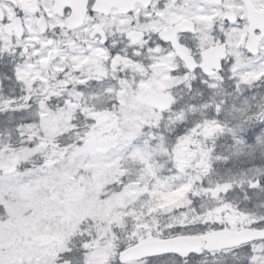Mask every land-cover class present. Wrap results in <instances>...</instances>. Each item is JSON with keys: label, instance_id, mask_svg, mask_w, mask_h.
<instances>
[{"label": "snow or ice", "instance_id": "6c2138e0", "mask_svg": "<svg viewBox=\"0 0 264 264\" xmlns=\"http://www.w3.org/2000/svg\"><path fill=\"white\" fill-rule=\"evenodd\" d=\"M0 264H264V0H0Z\"/></svg>", "mask_w": 264, "mask_h": 264}]
</instances>
